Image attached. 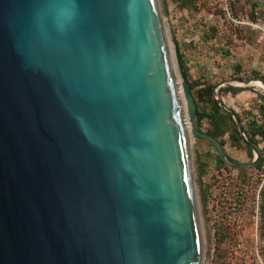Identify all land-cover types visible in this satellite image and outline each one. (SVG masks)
<instances>
[{"label":"water","instance_id":"1","mask_svg":"<svg viewBox=\"0 0 264 264\" xmlns=\"http://www.w3.org/2000/svg\"><path fill=\"white\" fill-rule=\"evenodd\" d=\"M181 82L159 0H0V264H203L190 135L260 152Z\"/></svg>","mask_w":264,"mask_h":264},{"label":"rangeland","instance_id":"2","mask_svg":"<svg viewBox=\"0 0 264 264\" xmlns=\"http://www.w3.org/2000/svg\"><path fill=\"white\" fill-rule=\"evenodd\" d=\"M164 26L169 44L172 46L177 78L182 81V73L188 83L211 82L216 91L229 84L242 88L237 96L218 92V99L225 110H233L247 125L249 120L259 118L258 106L264 97L261 81L264 77V0H231L232 16L227 18L220 0H159ZM182 69V70H181ZM233 87V86H232ZM199 128V127H198ZM206 132L207 126L199 128ZM225 150L239 163H251L247 148H231L229 136L224 138ZM264 150V142L260 141ZM190 149L197 190L199 212L204 241L203 264H245L236 251L238 235L228 237L223 243L218 235L221 225L214 224L209 211V199L202 201L199 172L207 167L203 183L215 190L218 167V153L204 140L190 135ZM262 168H245L236 174L253 178ZM239 173H238V172ZM261 184V180H258ZM209 193V191H208ZM262 219L259 227L260 253L264 259V189L262 191ZM251 238V231L247 234Z\"/></svg>","mask_w":264,"mask_h":264},{"label":"built area","instance_id":"3","mask_svg":"<svg viewBox=\"0 0 264 264\" xmlns=\"http://www.w3.org/2000/svg\"><path fill=\"white\" fill-rule=\"evenodd\" d=\"M220 3L225 16L231 18V0H220ZM258 180H261L260 185ZM263 189L264 170L256 171L251 178L223 169L217 175L216 187L209 199L213 223L229 228L238 235L236 251L240 261L245 264H264L259 238ZM249 231L250 239L246 235Z\"/></svg>","mask_w":264,"mask_h":264},{"label":"trees","instance_id":"4","mask_svg":"<svg viewBox=\"0 0 264 264\" xmlns=\"http://www.w3.org/2000/svg\"><path fill=\"white\" fill-rule=\"evenodd\" d=\"M257 80L264 83V77H259L257 74L254 76ZM197 107H198V118L197 123L198 127L202 128L204 124L207 126L206 133L214 137L216 140H219L223 147H225L224 138L228 135L230 145L232 148L239 149L242 146L247 148L248 157L251 160H254V152L248 143L244 140L242 134L239 131L238 125L232 116L223 109L220 105L219 100L216 96V84L211 82H189ZM243 91L242 88H235L228 86L224 89H219V94L221 93H231L234 96H237ZM259 99L262 101V104L258 106L259 118H253L248 121V124L243 126L244 133L250 143H252L260 152V159L256 164V168H262L264 166V150L260 148V141L264 142V97L259 96ZM231 112L236 113L233 110ZM237 114V113H236ZM240 118L241 123L243 124L242 118ZM218 167L225 169L226 171L232 172L234 169L228 167L218 155ZM207 167L204 165L200 169L199 178L201 186L202 201L204 204L207 203V200L210 198L211 190L210 188L203 183V179L208 174ZM244 172L245 169H241L240 172ZM209 191V193H208ZM235 233L233 230L221 227L218 235H220V242L223 243L228 237L233 236Z\"/></svg>","mask_w":264,"mask_h":264},{"label":"bare ground","instance_id":"5","mask_svg":"<svg viewBox=\"0 0 264 264\" xmlns=\"http://www.w3.org/2000/svg\"><path fill=\"white\" fill-rule=\"evenodd\" d=\"M170 45V44H169ZM170 53L172 55V61L174 60V56H173V52H172V46L170 45ZM175 61V60H174ZM174 64V62H173ZM174 68H175V65H174ZM177 81H178V86H179V89H180V93H181V99H182V105H183V110H184V114H185V118H186V122H187V125H189L188 123V114H187V108H186V103H185V100H184V97H183V94H182V90H181V81L179 78H177ZM258 86L264 88V85L262 84H258Z\"/></svg>","mask_w":264,"mask_h":264},{"label":"crops","instance_id":"6","mask_svg":"<svg viewBox=\"0 0 264 264\" xmlns=\"http://www.w3.org/2000/svg\"><path fill=\"white\" fill-rule=\"evenodd\" d=\"M232 148V147H231ZM235 149V148H234ZM229 155V154H228ZM231 157V156H230Z\"/></svg>","mask_w":264,"mask_h":264}]
</instances>
